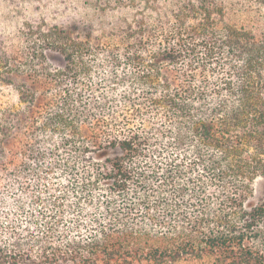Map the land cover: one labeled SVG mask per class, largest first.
Wrapping results in <instances>:
<instances>
[{
	"label": "trees",
	"instance_id": "16d2710c",
	"mask_svg": "<svg viewBox=\"0 0 264 264\" xmlns=\"http://www.w3.org/2000/svg\"><path fill=\"white\" fill-rule=\"evenodd\" d=\"M0 264H264V0H0Z\"/></svg>",
	"mask_w": 264,
	"mask_h": 264
},
{
	"label": "rangeland",
	"instance_id": "374dc122",
	"mask_svg": "<svg viewBox=\"0 0 264 264\" xmlns=\"http://www.w3.org/2000/svg\"><path fill=\"white\" fill-rule=\"evenodd\" d=\"M17 92L9 86H1L0 88V105L13 102L16 99ZM264 196V178H258L253 183V196L250 200V204H257Z\"/></svg>",
	"mask_w": 264,
	"mask_h": 264
}]
</instances>
